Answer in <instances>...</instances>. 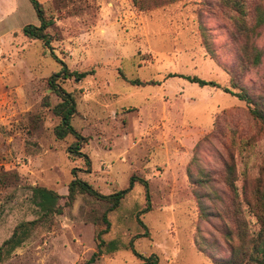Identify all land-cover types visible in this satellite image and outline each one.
Returning <instances> with one entry per match:
<instances>
[{
  "label": "rangeland",
  "instance_id": "obj_1",
  "mask_svg": "<svg viewBox=\"0 0 264 264\" xmlns=\"http://www.w3.org/2000/svg\"><path fill=\"white\" fill-rule=\"evenodd\" d=\"M38 2L52 21L46 33L53 54L69 71L89 73L59 81L75 97L71 125L85 138L80 152L89 166L84 157L69 158L71 136H53L59 99L47 80L60 65L21 33L39 25L32 5L0 0V245L19 223L37 220L0 264H85L105 212L103 238L133 239L135 251L157 264H260L264 125L250 115L252 105L222 89L264 106V21L254 27L264 0H243L244 21L254 27L248 37L235 30V13L222 0ZM250 46L261 53L255 66L243 57ZM73 169L105 196L128 189L131 176L146 180L149 211L140 213L146 201L139 183L114 211L84 193L67 204ZM34 186L61 196L59 215L39 218ZM140 263L121 250L94 264Z\"/></svg>",
  "mask_w": 264,
  "mask_h": 264
},
{
  "label": "trees",
  "instance_id": "obj_2",
  "mask_svg": "<svg viewBox=\"0 0 264 264\" xmlns=\"http://www.w3.org/2000/svg\"><path fill=\"white\" fill-rule=\"evenodd\" d=\"M168 1L174 2L175 0ZM29 2L35 11L39 25H26L21 29V33L24 37L30 40L40 41L42 47L49 50L51 58L60 65L59 71L53 73L47 80L49 90L54 93L59 99V102L55 104L51 109L52 114L59 119L58 124L53 127V136L56 140H64L66 137L71 136L75 141L67 148L69 158L73 159L75 157H84L86 159L87 166H89L88 158L80 152L82 142L85 140V138L82 137L81 134L71 125V120L78 113L76 109L75 97L73 93L65 91L59 84V81L62 82L70 78L81 81L89 73L69 71L64 62L59 60L53 54L52 49L50 48L51 38L50 35L46 33V30L51 27L52 21L45 16L43 7L38 2V0H29ZM222 2L226 8L235 13L232 18L235 30L239 34L248 37L252 33L254 27H259L262 25L264 21V13L260 10L258 11L254 27L249 28L246 25L244 21L246 11L245 6H243V0H222ZM243 57L247 64L255 66L260 62L261 53L257 51L253 46H250L249 49L244 47ZM178 78H182L185 81L196 84L199 87L219 88V85L215 82L200 79L195 76L178 75ZM130 83L137 86L142 85V83L138 80H132L130 81ZM222 90L237 97L239 100L246 102L248 105H252L253 107L250 109V115L257 122L264 125L263 104L254 102L253 99H251L247 95V93L243 91L235 94L225 88H223ZM227 169V185L232 188L233 191H235V186L231 177L234 167L233 165H228ZM74 174L75 169L72 170V175ZM134 183H139L143 186L146 206L143 210H141L140 213H146L149 211L148 183L146 180L139 178L136 179L134 176H131L130 178L128 189L105 196L99 194L92 188V186L87 184V182L82 181L74 175L73 179L70 181L67 187L66 203H73L77 194L84 193L91 197H94L95 199L106 202L108 204V212L114 211L119 207L125 195L132 189ZM29 189L31 191V201L37 208L40 219L43 220L44 218L52 215H59L62 212L61 206L58 204L61 196H59L56 192L39 186L29 187ZM36 221L37 220L21 222L14 228L12 234L0 245V262L7 259L15 249L19 248L27 239H29L31 232L35 229L34 227H36ZM137 221L142 226V222L138 218ZM101 222L104 228L96 233L95 251L92 253L85 264H94L102 256L112 254L121 250H129L135 257H137L141 261L140 264H157V258L155 256L152 255L150 257H144L135 251L133 247V239H131L127 244H123L117 239L106 241L103 236H105L109 232L110 228V223L107 219L106 212L102 215ZM134 238H137V236H135ZM255 249L258 257L257 261L260 264H264V237L260 238V241L256 245Z\"/></svg>",
  "mask_w": 264,
  "mask_h": 264
}]
</instances>
